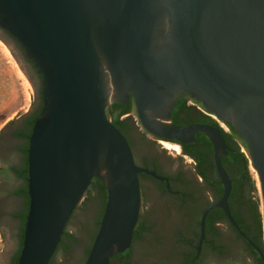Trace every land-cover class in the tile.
<instances>
[{
    "label": "water",
    "instance_id": "1",
    "mask_svg": "<svg viewBox=\"0 0 264 264\" xmlns=\"http://www.w3.org/2000/svg\"><path fill=\"white\" fill-rule=\"evenodd\" d=\"M4 31L43 85L28 141L29 204L16 264L50 263L95 177L107 198L84 264H110L131 248L139 174L164 178L136 163L107 115L111 103L127 105L131 95L149 133L186 143L203 132L214 146L224 190L203 212L201 242L208 212L220 206L264 264V250L231 212L223 132L171 121L186 92L241 135L258 176L264 237V0H0V34L8 36Z\"/></svg>",
    "mask_w": 264,
    "mask_h": 264
},
{
    "label": "flooded vegetation",
    "instance_id": "2",
    "mask_svg": "<svg viewBox=\"0 0 264 264\" xmlns=\"http://www.w3.org/2000/svg\"><path fill=\"white\" fill-rule=\"evenodd\" d=\"M24 63L35 88L34 101L28 112L5 125L0 132V230L5 239L9 237L13 243L7 264H14L21 248L28 211V121L42 106V76L29 60ZM113 103L107 111L116 115L120 107L111 108ZM133 108L119 115L120 120H126L125 124H120V129L132 147L136 163L164 178L145 172L139 174L142 204L132 246L127 249L130 254L124 255L127 250L124 251L122 258L114 260L115 264H139L134 248L137 243L145 242L158 250V255L146 264H263L259 252L220 206L208 212L201 242L203 212L222 197L224 190L210 138L196 132L192 141L182 143L151 134L142 128L134 100ZM171 121L177 125H214L231 134L223 133L229 149L222 155V164L232 180L228 202L239 228L264 250L250 210L249 160L244 139L186 92L177 98ZM19 129H24L23 135L17 132ZM59 249L67 250L58 245L49 264H56L54 259Z\"/></svg>",
    "mask_w": 264,
    "mask_h": 264
},
{
    "label": "rangeland",
    "instance_id": "3",
    "mask_svg": "<svg viewBox=\"0 0 264 264\" xmlns=\"http://www.w3.org/2000/svg\"><path fill=\"white\" fill-rule=\"evenodd\" d=\"M18 52L9 36L0 34V132L9 121L16 120L20 115L28 112L35 98L34 85L27 75L25 63ZM247 154L246 151L248 157ZM248 160L250 177L258 189L254 192V196L255 199L260 198L261 211L262 200L258 177L252 171L254 167L249 157ZM99 214L100 209L94 196L86 204L78 206L67 225L68 229L75 233L78 241L71 243L67 250H58L54 259L56 264H84L91 232L96 228L95 221ZM12 245L10 238L5 239L0 230V264H7ZM134 252L139 264H146L152 257L158 255V250L151 248L148 242L137 243Z\"/></svg>",
    "mask_w": 264,
    "mask_h": 264
},
{
    "label": "trees",
    "instance_id": "4",
    "mask_svg": "<svg viewBox=\"0 0 264 264\" xmlns=\"http://www.w3.org/2000/svg\"><path fill=\"white\" fill-rule=\"evenodd\" d=\"M14 40H15L14 42H16L15 46H16L17 50L20 52V54L22 55V57L24 58V60H28L25 57L24 50L20 46V43L15 38H14ZM29 62H31V64L33 65V62L32 61L29 60ZM35 70H36V68H35ZM129 104H131V105L130 106H127V105H124V104L118 103V102L113 103L111 105V108H112V106L113 107H116V106L120 107L116 115H113L112 114V111H107L108 117L119 128H120V124H125L126 123V120L125 119L120 120L119 115L122 114V113H125V112H128V111L134 109L133 108L132 95L130 97ZM38 111L35 114V116H33V118L28 121V124L30 125V131L27 133V137H29V135L31 133L33 121L36 118V116L38 114ZM13 121L14 120L9 121L6 125H9ZM231 128L233 130H235L234 127H231ZM222 131H223V133L225 135L231 136V134L229 132L224 131V130H222ZM17 132L19 134H22L23 135L25 131H24V129H19ZM257 190L258 189L255 186L254 181L250 177L249 200H250L251 215H252L253 222L255 224V230H256V233H257L258 241L261 243L262 246H264L263 245V225H262L261 211L259 209L260 198L258 197V199H255V196H254V192H257ZM92 196H94L96 198V201L98 203V208L100 209V214H99V218H98L99 220H98V222L95 223L96 228H95L94 231L91 232V241H90V244L88 245V248H87V251H86V256L88 254V251L90 249V246L92 244V241L94 239V236H95V234L97 232V229H98V226H99V222H100V219H101V216H102V213H103V210H104V206H105V203H106V198H107L106 189H105V187L103 185L102 180H100L99 178H96V177L92 179L91 184L89 185V187H88V189H87V191L85 193L84 200L80 204H86L91 199ZM77 241H78V238L76 237L75 233L72 232L71 230H69L68 227L66 226V228L64 230V233L62 235V239H61V241L59 243V246H64V248L68 249V247H69V245L71 243L77 242ZM21 247H22V244H21ZM20 250H21V248H20ZM20 250H19L17 256L15 257L14 264H16V261H17V258L19 256ZM128 254H130V250H127L124 253V255H128ZM122 257H123V254L122 253L115 254L112 257L110 264H115L114 260L117 259V258H122Z\"/></svg>",
    "mask_w": 264,
    "mask_h": 264
},
{
    "label": "bare ground",
    "instance_id": "5",
    "mask_svg": "<svg viewBox=\"0 0 264 264\" xmlns=\"http://www.w3.org/2000/svg\"><path fill=\"white\" fill-rule=\"evenodd\" d=\"M252 171H254L256 177H258V176H257V172H256V170H255L254 168H252Z\"/></svg>",
    "mask_w": 264,
    "mask_h": 264
}]
</instances>
